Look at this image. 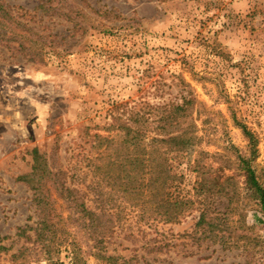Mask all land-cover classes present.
<instances>
[{
	"label": "rangeland",
	"instance_id": "rangeland-1",
	"mask_svg": "<svg viewBox=\"0 0 264 264\" xmlns=\"http://www.w3.org/2000/svg\"><path fill=\"white\" fill-rule=\"evenodd\" d=\"M0 1L22 38L0 43V264H110L78 228L45 254L34 242L33 192L17 178L31 172L34 148L47 155L57 144L63 163H77L92 135H109L116 104L122 112L195 98L200 144L172 161L174 196H192L199 151L248 158L237 123L257 139L252 165L264 183V0ZM225 173L240 187L233 220L252 239L248 250L201 241L197 211L177 224L139 223L126 211L103 243L106 256L112 264H264V217L241 173ZM56 208L63 221L62 201Z\"/></svg>",
	"mask_w": 264,
	"mask_h": 264
},
{
	"label": "trees",
	"instance_id": "trees-1",
	"mask_svg": "<svg viewBox=\"0 0 264 264\" xmlns=\"http://www.w3.org/2000/svg\"><path fill=\"white\" fill-rule=\"evenodd\" d=\"M16 25L8 7L0 1V43L21 38L12 31ZM180 101L162 107L133 106L122 112L121 104L113 105L111 123L104 128L109 135H92L90 150L75 164L62 162L57 144L47 155L36 148L31 151V172L17 181L33 192L37 213L34 242L45 254L66 242L67 227L78 228L92 241L90 248L96 249L92 255L112 264L116 258L106 256L103 243L112 237L126 211L144 224H177L188 213L197 211L195 234L199 233L201 241L209 240L223 249L248 250L252 239L240 232L233 220L234 215H240V187L225 172L241 173L242 189L250 192L257 211L264 217V183L252 165L257 139L237 123L248 141V158L237 154L230 160L217 153L199 151L193 164L197 179L192 196H174L172 190L179 178L172 172V161L200 144L192 118L196 100L186 92ZM209 158L218 168L212 170L208 166L205 161ZM59 200L67 213L63 221L56 208Z\"/></svg>",
	"mask_w": 264,
	"mask_h": 264
}]
</instances>
